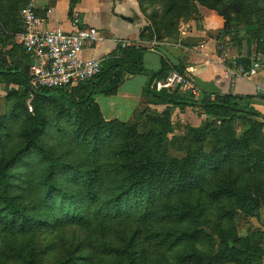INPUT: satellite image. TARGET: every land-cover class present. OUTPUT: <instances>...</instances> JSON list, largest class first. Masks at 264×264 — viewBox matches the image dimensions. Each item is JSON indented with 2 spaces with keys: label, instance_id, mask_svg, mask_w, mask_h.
Masks as SVG:
<instances>
[{
  "label": "rangeland",
  "instance_id": "374dc122",
  "mask_svg": "<svg viewBox=\"0 0 264 264\" xmlns=\"http://www.w3.org/2000/svg\"><path fill=\"white\" fill-rule=\"evenodd\" d=\"M17 1H0V31H4V39L11 33L10 29L17 31L15 26L18 25L21 12ZM132 1L138 3L144 16L150 17L158 13L161 17V14L169 16L172 13L184 22L190 21L195 14L197 16V8L203 6L199 0ZM203 1L212 4L215 1L218 4L222 2L219 5L227 17L224 24L229 23L226 27L229 32L226 33L235 43L236 35L244 32L243 25L245 38L249 36L246 32L248 24L262 26L264 33V0H245V22H242L237 9L239 0ZM149 25L151 28L155 26L151 21ZM175 37L164 34L161 40ZM18 39L17 36L16 40ZM263 47V42L252 45L250 49L255 53V59L264 57ZM1 50L5 51L4 46H1ZM14 86V83L0 81V115H10L13 108L21 114L20 117L15 115L9 120L10 135L5 137L7 149L18 145L19 132L25 125L24 118L28 113L36 112L37 102L41 111L50 118L45 137L47 145L54 147L58 154L62 153L68 161H74L77 156L79 160L90 161V151H85L84 146H80L73 135V131L76 133L75 128L68 137H64L59 130V124H68V129L72 128L66 122L67 116L58 122V109L68 104L67 100L60 95L51 98L38 96L34 102L30 99L26 101V110L18 103V97L9 95L8 91ZM256 98L261 99L260 96ZM258 100L251 101L254 107ZM238 102L245 106L244 101ZM176 112L177 110L171 109L159 116L144 114L139 119L125 122L128 124L126 126L106 125V130H112L113 141L119 145L116 146V154H113L115 150L106 151L102 159L103 171H108L111 164H124L133 158L135 141L138 148L150 144L148 138L153 137L154 140L158 139L157 148L163 153L165 161L170 158H190L185 167L182 168L181 163L176 166L178 171H186L189 178H181L167 166L163 170V176L159 175L155 183L147 186L151 190L134 192L124 198L127 202H122L123 206L116 217L90 218L86 222L68 223L57 229L46 227L51 231L38 226L35 231L30 229L27 233L2 235L0 264H24L23 257L32 248L48 263L60 262L69 250H74L78 257H89L84 262L81 261L82 264H123L125 258L118 255L117 250L120 251V248L129 243L133 246L139 264H217L213 254L222 252L221 233L232 230L235 237L228 240H232L236 247L245 248L247 243L252 242L258 245L264 235V205L260 210H255L259 200L264 199V126L261 127L254 117L248 118L245 114L236 112L228 115L225 120H213L211 116L208 118L205 113H201L205 117H183L184 121ZM93 118L97 120L96 115L91 117V121ZM95 128L96 125H93L90 130ZM199 128L204 134V139L201 140L196 131ZM81 135L85 136L84 132ZM125 141H128L129 150L122 152ZM35 158V154L30 153L25 159ZM14 168L17 183L15 192L20 194L21 201L33 214L42 203L44 191L39 180L43 170H35L34 166L27 167L23 161ZM114 168L117 170L113 174L106 172L108 183L102 189L106 196L110 193L107 188L112 180L123 173L119 165ZM23 172L25 174L20 177L19 174ZM60 175V186L70 188L67 178L72 175ZM247 192L251 199L254 197L257 200L254 203L248 202L245 206ZM54 197L57 200L59 195L54 194ZM41 214L39 212L38 216ZM235 238L237 239L234 240ZM258 262L262 264L264 259Z\"/></svg>",
  "mask_w": 264,
  "mask_h": 264
},
{
  "label": "trees",
  "instance_id": "16d2710c",
  "mask_svg": "<svg viewBox=\"0 0 264 264\" xmlns=\"http://www.w3.org/2000/svg\"><path fill=\"white\" fill-rule=\"evenodd\" d=\"M28 2L29 0H18L16 4L21 6V10ZM199 2L205 7L216 10L223 19H227L219 5L222 2H219V4L216 1L213 4L203 0H199ZM244 7L245 0H239L237 9L241 15L242 22H245ZM194 10H196V6ZM167 15L161 14L160 17L158 13H154L148 17L155 26L147 28V36H151V39L155 35H157L158 39H161L164 34L168 37L176 36V24L180 19L172 13L169 16ZM228 24V22L225 24V31H228L226 29ZM15 27L17 31L10 29L11 33H8L5 39L4 31H0V81L15 84L8 93L11 96L18 97V103L25 109L27 108L26 101L30 99L31 102H34L38 96L51 98L55 95H60L61 98L67 100L68 104L62 105L58 109V122L67 116L66 122L72 125V128L68 129V124H59V130L63 132L64 137H68L69 133L75 128L76 133L73 131V135L76 137L78 144L84 146L83 149L85 151H90V155H88L90 161L79 160L78 156L74 161H68L62 153L58 154L54 147L47 145L45 137L50 118L41 111V107L37 102L35 103L36 112L34 114L28 113L24 118L25 125L19 132V143L12 149L5 147V144H7L5 137L10 135L8 132L9 120L15 115L20 117L21 114L13 108L10 115H0V236L27 233L30 229L35 231L38 226L50 230L46 227L57 229L68 223L86 222L90 218L116 217L123 206L122 202H127V199L124 198L134 192L151 190V188L147 189V186L152 185L160 176H163V170L167 166L172 173L179 174L181 178L185 176L184 179L189 178L186 171H178L176 166L181 163L182 168L185 167L186 162L190 158L181 160L170 158L165 161L163 153L161 154L157 148L158 139L154 140L153 137H150L148 138L150 144L147 143L138 148L136 141L134 142L135 150L132 151L134 157L129 159L128 162L110 165L106 172L113 174L117 170L114 167L119 165L123 169V173L119 178L112 180V184L107 188L110 191L108 196L102 193L103 187L108 183L106 180L108 175L103 171L102 159L105 157L106 151L115 150L113 154H116V150H118L116 146L118 147L119 145L118 142L113 141L112 130H106V125H111L110 127H112L113 125L126 126L128 124L119 120H107L95 100V94L97 92L104 94L115 92L125 79V75H147L149 81L146 91L155 98V102L152 104L163 110V113L171 109L181 110L186 107H193L201 110V113H205L208 118L211 116L213 120H225L228 115L236 112L245 114V117L248 118L254 117L261 127L264 126V114L254 107L251 102L253 96L238 95L232 92L224 95L200 92L199 96L196 97L192 89L186 85H181L174 89L157 90L153 83L156 80L166 79L173 71H177L191 80H194L193 76L183 64H174L164 55H161V66L157 71L147 70L143 66L145 48L142 47L119 48L121 51L119 56L102 62L103 67L99 75L87 83L73 86L71 90L33 89L30 77L31 64L29 66L25 65L22 60L16 57V53L21 50L20 45L16 42V36L25 30L21 16L18 18V25ZM165 29L167 30L163 34L162 31ZM243 29L245 33V25H243ZM246 32L249 33V36L245 38L249 47H252L256 42L258 44L263 42L264 44L262 26L258 27L248 24ZM237 35L236 38H238ZM238 40L241 41L242 39L238 38ZM3 42L4 45L2 44ZM12 45L13 48L8 49ZM1 46H4L5 51L2 52ZM262 51L264 52V47ZM252 63L253 59H248V57H243L237 61V65L244 69H250ZM84 89L87 90L84 91ZM72 93L82 95L81 97H76ZM238 101H244L245 106ZM93 115H96L97 120L93 118L91 121ZM93 125H96V128L91 131L90 129ZM196 131L199 139H204L203 130L199 128ZM81 132H84L85 136L81 135ZM122 148V152L129 150L128 141L122 144ZM30 153H34L37 159H25ZM22 161L27 167L34 166L35 170L39 168L43 170L40 174L41 180H39V185L41 183L40 187L44 191L42 203L34 210L33 214L21 201L20 194L15 192L17 183L15 182L16 173L14 167ZM24 172L19 174V176L21 177L25 174ZM63 173L72 175V177L67 178L69 179L67 181L70 188L61 187L59 184L60 174ZM192 173H194L193 170ZM160 180H163V178ZM54 194L59 195L57 200ZM256 200L254 197L251 199L248 194L245 197V206L248 202L254 203ZM263 202L264 199L259 200L258 205L255 207L256 211L261 209L262 205H264ZM39 212H42L40 216H38ZM221 236L223 237L221 241L222 252L213 254V259L217 264H258V261L264 259V235L260 238L258 245L253 242L247 243L245 248L236 247L232 240H228L235 237L233 230L231 232L223 231ZM30 250L32 251L27 252L23 257L24 264H71L84 262V260L89 258L85 255L78 257L74 250H69L67 256L60 262L48 263L39 257L35 248ZM117 254L125 258L123 264H139L131 243L124 248H120V251L117 250Z\"/></svg>",
  "mask_w": 264,
  "mask_h": 264
},
{
  "label": "crops",
  "instance_id": "0c3cea01",
  "mask_svg": "<svg viewBox=\"0 0 264 264\" xmlns=\"http://www.w3.org/2000/svg\"><path fill=\"white\" fill-rule=\"evenodd\" d=\"M44 22L42 29L62 28L75 30L73 19L78 17L79 26H92L99 30L100 38L86 46L80 56L83 59H99L102 62L119 56V48H145L143 66L157 71L161 66V55L174 64H183L193 76V83L200 92L224 95L229 92L253 96L258 100L255 107L264 114V68L250 79L237 76L243 57L253 61L255 53L245 44V33H239L235 40L226 33L224 19L214 9L205 6L197 8L198 15L190 21H177L174 39H158L147 36L150 20L140 11L138 3L132 0H29ZM28 2V3H29ZM27 3V4H28ZM26 4V5H27ZM129 18L131 20L125 19ZM151 28V27H149ZM144 33V35H142ZM21 33L16 42L20 52L16 57L25 65L32 66L35 58L22 44ZM142 35V37H141ZM16 36V38H17ZM9 46L8 49H12ZM23 54V55H21ZM260 55V54H258ZM149 78L145 74L125 75V79L111 94L97 92L95 100L107 120L127 122L139 119L144 114L159 116L163 110L152 104L155 98L146 91ZM198 108L186 107L177 110L176 115L201 119L205 117ZM201 111V110H200ZM194 114L196 115L194 117ZM264 264V263H262Z\"/></svg>",
  "mask_w": 264,
  "mask_h": 264
},
{
  "label": "built area",
  "instance_id": "2783aa9c",
  "mask_svg": "<svg viewBox=\"0 0 264 264\" xmlns=\"http://www.w3.org/2000/svg\"><path fill=\"white\" fill-rule=\"evenodd\" d=\"M25 30L21 34L22 44L35 60L30 68L33 89L71 90L73 86L87 83L102 71L99 59H83L80 54L86 46L100 38L99 30L92 26H79V18L73 19L74 31L68 32L58 27L42 29L44 20L38 16L32 2L20 12ZM264 66V57L254 59L250 69L239 68L237 76L250 79ZM186 85L198 97L199 91L193 80L173 71L164 80H156L157 90L174 89Z\"/></svg>",
  "mask_w": 264,
  "mask_h": 264
},
{
  "label": "water",
  "instance_id": "95a60500",
  "mask_svg": "<svg viewBox=\"0 0 264 264\" xmlns=\"http://www.w3.org/2000/svg\"><path fill=\"white\" fill-rule=\"evenodd\" d=\"M125 19H128V20H131V19H129V18H126V17H124Z\"/></svg>",
  "mask_w": 264,
  "mask_h": 264
}]
</instances>
